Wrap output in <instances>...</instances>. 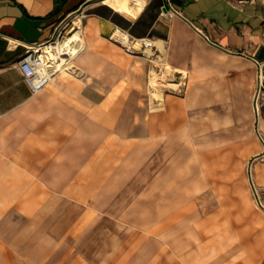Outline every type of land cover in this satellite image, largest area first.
Here are the masks:
<instances>
[{"label":"crops","instance_id":"1","mask_svg":"<svg viewBox=\"0 0 264 264\" xmlns=\"http://www.w3.org/2000/svg\"><path fill=\"white\" fill-rule=\"evenodd\" d=\"M85 7L89 47L79 59L85 74L56 73L35 91L18 65L26 47L52 37ZM116 28L162 44L167 62L187 76L186 92L153 112L136 103L137 91L117 89L127 69L105 51L118 49L103 41ZM254 59H264V0H146L136 17L99 0H0V264H61L66 257L79 264L75 254L60 253L75 232L76 209L89 214L99 196L131 187L134 174L145 171L154 177L148 186L168 188L171 176L156 179V169L188 153L195 162L247 165L250 191L258 192L264 212L258 133L264 120L257 125ZM93 79L106 89L93 90ZM246 183L217 192L251 194ZM43 224L53 227L44 237L34 228ZM255 229L256 237H227L226 248L212 251L210 261L203 254L201 264H264V227Z\"/></svg>","mask_w":264,"mask_h":264},{"label":"rangeland","instance_id":"2","mask_svg":"<svg viewBox=\"0 0 264 264\" xmlns=\"http://www.w3.org/2000/svg\"><path fill=\"white\" fill-rule=\"evenodd\" d=\"M99 2L103 3V0ZM89 12L90 9L85 7L62 22L59 26L62 37L70 35V29L76 27L83 31L89 43L85 32ZM78 19H81V28L75 23ZM117 29L124 31L116 28L103 41L112 44L119 54L110 53L109 49L105 51L109 52L111 59L120 58L123 61L127 69L124 83L140 95L136 97V103L148 111L159 112L165 107L168 98L186 92L187 76L177 74L163 52L156 47L149 52L140 41L135 45L138 40H149V37L137 38L124 31L131 41L127 46L114 37ZM85 51L69 63L68 69L58 73L83 76L85 71L80 67L79 64L83 63L79 59ZM167 66L172 70L164 73ZM94 67L101 68L104 74L115 72V67L110 65ZM154 71L158 74L156 78H153ZM152 81L162 89L161 96L153 95L155 90ZM92 83L93 90L106 89L103 81L93 79ZM152 101L158 105V109L152 108ZM192 158L190 153L183 160L180 156H173L156 169V179L163 172L171 176L168 188L164 185H156L155 189L148 186L154 177L149 178L145 171V174H134L131 187L126 185L116 192L106 191L99 196L93 202L89 214L84 215L83 211L76 209L75 232L60 243V253L75 254L76 263L79 264H83L85 259L92 264H151L149 260H155L152 264H159L163 260H171L172 264H201L203 254L210 261L212 251L226 248L227 237H256L255 228L264 227V212L256 198L259 197L258 192L250 191L248 166L210 160L195 162L191 161ZM191 165L196 166L193 172ZM245 180L251 194L217 192V186L224 190L227 189L225 184L232 182L239 188ZM51 212L57 216L55 210ZM71 212H74L71 208L66 210V213ZM259 214L262 215L261 221ZM58 216L62 219V215ZM34 228L44 237L47 230L53 227L43 224ZM62 229L59 226L60 234L67 235V232L62 233ZM218 237L224 241L217 240ZM154 251L155 258H149ZM71 260V257L60 258L61 264H68Z\"/></svg>","mask_w":264,"mask_h":264},{"label":"bare ground","instance_id":"3","mask_svg":"<svg viewBox=\"0 0 264 264\" xmlns=\"http://www.w3.org/2000/svg\"><path fill=\"white\" fill-rule=\"evenodd\" d=\"M104 3L110 5L117 11L130 16L136 17L144 8L146 4V0H103ZM77 27L81 28V19H78L76 22ZM71 34L63 36L57 43V45L52 47H47L48 52V67L45 68V72L49 75L56 74L59 71L68 69L69 63L73 61L74 58L79 56L83 51H85L89 47V43L85 40L83 36V31L81 29H77L76 27H72L70 29ZM114 37L118 38L122 44L129 46L130 39L128 33L123 32L122 30L117 29L114 33ZM143 44L147 47L149 52L153 51L154 47L158 49V51L163 52L164 47L162 44H157L154 40L144 39ZM138 45V43H137ZM157 66V65H155ZM171 67L167 66L166 71L164 73L170 72ZM179 74V71H175ZM154 77H157V73L154 71ZM153 95L155 97L161 96V88L156 86L152 81ZM117 89H130V86L125 83H119L116 86ZM153 109H158V105L154 101L151 102Z\"/></svg>","mask_w":264,"mask_h":264},{"label":"built area","instance_id":"4","mask_svg":"<svg viewBox=\"0 0 264 264\" xmlns=\"http://www.w3.org/2000/svg\"><path fill=\"white\" fill-rule=\"evenodd\" d=\"M60 37H62V32L59 30V27H57L55 34L49 39L27 46L24 54L18 61L19 68L24 78L35 91L38 90L46 80L54 75H49L45 72V68L48 67L47 47L57 45ZM144 39L145 38L138 40L136 38L138 41L135 45L139 43V41L143 44ZM254 61L258 69V86L254 97L258 125L260 118L264 120V59H254ZM258 133L263 143V151L259 155V158L264 160V134L259 128Z\"/></svg>","mask_w":264,"mask_h":264},{"label":"water","instance_id":"5","mask_svg":"<svg viewBox=\"0 0 264 264\" xmlns=\"http://www.w3.org/2000/svg\"><path fill=\"white\" fill-rule=\"evenodd\" d=\"M164 9L167 11L168 10V7H165Z\"/></svg>","mask_w":264,"mask_h":264}]
</instances>
